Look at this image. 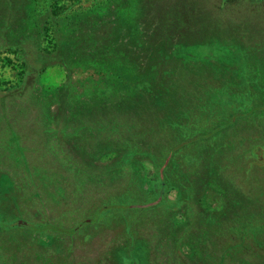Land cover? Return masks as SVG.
<instances>
[{"label": "rangeland", "instance_id": "obj_1", "mask_svg": "<svg viewBox=\"0 0 264 264\" xmlns=\"http://www.w3.org/2000/svg\"><path fill=\"white\" fill-rule=\"evenodd\" d=\"M50 2L0 1V48L17 52L16 69L26 70L18 89L0 90V264H213L200 259L199 244L172 226L168 212L148 223L143 212L117 201L128 199L120 188L96 204L79 181L87 183V171L113 152L97 150L98 141L88 152L78 137L62 133H89L92 115L121 106L126 98L107 95L108 87L112 73L127 68L161 82L164 71L243 73L248 64L264 78V0ZM58 6L68 9L60 14ZM15 72L1 70L0 89L11 87ZM253 128L251 122L238 129L249 135ZM140 168L151 176L148 163ZM231 182L226 171L217 174L200 204L205 211L228 216L230 205L214 193L238 199ZM258 183L246 191H263L264 179ZM174 197L169 190L167 200ZM16 220L28 226L1 230ZM240 255L218 264L264 259L250 248Z\"/></svg>", "mask_w": 264, "mask_h": 264}, {"label": "trees", "instance_id": "obj_2", "mask_svg": "<svg viewBox=\"0 0 264 264\" xmlns=\"http://www.w3.org/2000/svg\"><path fill=\"white\" fill-rule=\"evenodd\" d=\"M0 1L9 4V0ZM67 9L57 7L60 14ZM51 13L55 11L51 9ZM21 58L17 52L0 48V72L8 68L17 74V79L8 83L11 87L0 90L13 91L23 84L26 70L16 69ZM244 66L243 73L232 68L207 70L205 76L199 70L192 76L184 71H164L161 82L134 75L128 68L112 73L107 95L110 91L122 94L126 98L123 104L91 114L89 133H62L65 138L78 137L88 152H95L91 145L96 141L104 147L97 145V150L113 152L111 158L89 169L87 183L79 181V186L86 185V194L92 195L96 204L102 197L116 196L114 191L120 188L128 199L121 201L120 195L117 201L129 205L136 215L143 212L148 223L168 212L172 226L188 236L186 240L199 244L200 259H214L213 264L242 259L240 254L248 248L264 254V190L246 191L264 179V78L248 64ZM251 122L254 133L241 134L238 128ZM144 162L152 169L147 179L140 168ZM223 171L239 194L235 199L226 192L214 193L230 205L228 216L214 215L200 205L207 191H214L212 183L216 186L217 174ZM169 190L175 197L168 201ZM74 214L78 218L82 213ZM133 218L128 217V225ZM6 229L9 227L1 230ZM250 264H264V259Z\"/></svg>", "mask_w": 264, "mask_h": 264}, {"label": "flooded vegetation", "instance_id": "obj_3", "mask_svg": "<svg viewBox=\"0 0 264 264\" xmlns=\"http://www.w3.org/2000/svg\"><path fill=\"white\" fill-rule=\"evenodd\" d=\"M21 222V223H20ZM30 225H32V224H30ZM29 225V226H30ZM3 227H21V226H25V227H27L28 226V223H26L25 221H20V220H16V221H14L12 224H9V225H2ZM34 226V225H33ZM35 228V230L34 231H36V230H38L39 228H38V226H35L34 227Z\"/></svg>", "mask_w": 264, "mask_h": 264}]
</instances>
